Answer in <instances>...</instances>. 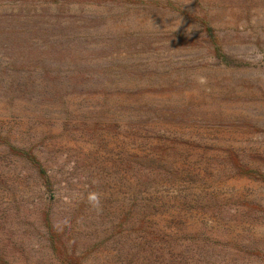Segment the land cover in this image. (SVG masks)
Listing matches in <instances>:
<instances>
[{
  "label": "rangeland",
  "instance_id": "obj_1",
  "mask_svg": "<svg viewBox=\"0 0 264 264\" xmlns=\"http://www.w3.org/2000/svg\"><path fill=\"white\" fill-rule=\"evenodd\" d=\"M0 264H264V0H0Z\"/></svg>",
  "mask_w": 264,
  "mask_h": 264
},
{
  "label": "clouds",
  "instance_id": "obj_2",
  "mask_svg": "<svg viewBox=\"0 0 264 264\" xmlns=\"http://www.w3.org/2000/svg\"><path fill=\"white\" fill-rule=\"evenodd\" d=\"M193 79L196 80V82L202 86L207 85L208 83L207 77L204 75L194 76ZM88 201L94 206L97 205L99 203V194L95 192L90 193L88 196Z\"/></svg>",
  "mask_w": 264,
  "mask_h": 264
}]
</instances>
